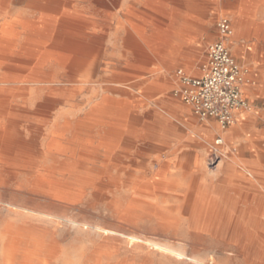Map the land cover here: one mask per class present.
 <instances>
[{
    "label": "rangeland",
    "instance_id": "1",
    "mask_svg": "<svg viewBox=\"0 0 264 264\" xmlns=\"http://www.w3.org/2000/svg\"><path fill=\"white\" fill-rule=\"evenodd\" d=\"M183 1L165 0L161 8L156 0L151 1L150 7H146L145 0H105L101 6L80 3L86 12L87 34L93 38L89 44L91 52L85 58L89 70L84 78V92L61 96L60 103L49 110H37L35 104L28 102L26 94H18L15 99H8L9 103L0 104V115L4 113L0 117V129H14L15 133L0 135L2 139L14 138L10 144L15 145L12 150L0 148V233L6 227V219L13 214L11 207L17 206L121 232L184 243L190 249L186 253L188 258L195 256L206 261L213 257L215 264H250L238 247L223 238L196 234L185 223L176 229L162 228L146 214L130 213L128 209L132 197L124 186L132 184L148 183L156 187L162 195L158 199L167 202H182L177 196L187 195L191 186L206 187L210 199L218 192L225 194L224 200L230 202L264 199V89L251 98L255 103L247 102L246 115L228 128L231 132L228 137L210 132L213 126L221 131L217 123H207L201 130L193 129L197 119L173 98L178 89L173 83L178 78L177 72L185 73L183 68L192 71L206 63V49L218 40L216 23L223 17H229L233 25L230 50L239 38L242 40L236 52L231 50L241 72H250L248 65L254 64L256 73L264 75V0L256 4L255 16L250 17L259 29L249 37H239L234 30L235 21L243 11L240 0H201L205 15L200 19L186 18L194 23L188 32L197 44L181 47L161 44L160 41H165L169 14L180 10ZM157 27L162 31L160 35H156ZM127 32L140 46L147 65L138 63L136 57L125 52L129 47L124 43ZM253 82L256 88L257 80ZM9 95L0 93V97ZM100 99L104 102L102 120L86 122L84 129L77 125L81 109ZM84 100H87L85 105ZM13 113L20 117L15 127L6 120ZM34 113L36 118L32 116ZM115 114L119 119L126 118L123 122L132 121V125L115 128L105 125L104 119ZM110 128L118 131L112 135L117 144L108 157L102 143L99 150L89 148L84 152L80 145L70 142L73 136H79L98 143ZM54 133L63 137L58 139ZM219 138L222 144L217 147L215 141ZM118 139H124L123 143L129 147L120 145ZM55 146L59 148L58 154ZM214 148L219 151L217 160H213ZM55 154L62 161L71 158V165L81 162L91 169L104 171L105 175L95 176L94 181L111 185L106 200H94L89 191L70 202L47 196V188L31 172L53 167L50 157ZM221 186L244 189H217ZM112 244L119 249L112 262L182 264L160 256L148 258L140 249L127 252L121 241ZM80 246L69 241L61 249L64 256L68 255L72 263L78 264ZM91 250L89 247L88 252Z\"/></svg>",
    "mask_w": 264,
    "mask_h": 264
},
{
    "label": "bare ground",
    "instance_id": "2",
    "mask_svg": "<svg viewBox=\"0 0 264 264\" xmlns=\"http://www.w3.org/2000/svg\"><path fill=\"white\" fill-rule=\"evenodd\" d=\"M151 1L145 0L146 7L152 5ZM156 1L159 8L164 7L165 0ZM200 1L184 0L179 4L180 10H184L189 18L200 19L206 9ZM240 1L243 11L240 19L235 21L234 30L239 37H249L259 29L250 17L255 16L254 8L261 0ZM80 3L101 6L106 2L0 0V93L10 94L0 97V104L9 103L18 94H26L28 102L35 104L37 110H49L60 103L61 96L84 92V78L89 70L85 58L91 52L89 44L93 38L87 34L86 12L79 6ZM173 21L180 22L178 19ZM155 29L156 35H160L162 31L158 27ZM233 32L232 25V35ZM124 43L129 46L125 52L136 57L138 63L148 64L129 32L124 37ZM231 50L236 52L237 47L233 45ZM242 90L245 94L244 84ZM83 103L85 105L87 100ZM103 104V99H100L93 102L92 107L86 105L81 109L77 125L83 127L86 122L100 120ZM11 115L6 120L15 127L20 118L16 113ZM14 134V129H0V135ZM53 136L58 139L63 137L56 133ZM13 139L0 138V142L5 141L0 148H15L10 144ZM70 142L74 146L80 145L84 152L89 148L99 150L102 147L100 142L93 143L79 136H73ZM54 150H57L56 154L60 152L57 146ZM72 152L75 153V150ZM56 154L50 157L53 167L31 172L47 188V196L70 202L89 191L96 201L107 197L111 185L94 181L95 176L105 175L104 171L91 169L81 162L71 165V158L62 161ZM124 188L132 197L128 207L130 213L142 212L162 228L176 229L185 223L196 234L220 237L233 243L250 264H264V199L248 203L230 202L224 200L227 196L222 192L210 199L206 187L191 186L187 195L177 196L182 202H167L159 200L162 195L148 183ZM245 205L249 208L242 209ZM11 208L14 209L11 211L13 214L6 219V227L0 233V264H74L61 249L69 241L81 245L78 264H119L111 261L119 251L112 244L117 241L125 244L127 252L140 249L146 252L148 258L160 256L182 264L186 261L190 264H215L216 261L213 257L206 261L195 256L188 258L186 253L190 249L184 243L141 236L130 231L121 232L104 225L82 223L28 208ZM109 242L114 246H109ZM89 247L92 250L88 252Z\"/></svg>",
    "mask_w": 264,
    "mask_h": 264
},
{
    "label": "built area",
    "instance_id": "3",
    "mask_svg": "<svg viewBox=\"0 0 264 264\" xmlns=\"http://www.w3.org/2000/svg\"><path fill=\"white\" fill-rule=\"evenodd\" d=\"M217 31L219 39L207 47L202 76L188 77L179 70L181 86L174 95L198 120H213L224 130L236 124L238 115L247 111L248 104L242 91L243 73L228 47L232 35L229 19L221 18ZM221 144V138L215 141V146ZM212 152L213 160H217L219 151L214 148Z\"/></svg>",
    "mask_w": 264,
    "mask_h": 264
},
{
    "label": "crops",
    "instance_id": "4",
    "mask_svg": "<svg viewBox=\"0 0 264 264\" xmlns=\"http://www.w3.org/2000/svg\"><path fill=\"white\" fill-rule=\"evenodd\" d=\"M169 15H171L170 16V21H169V24L166 26V31L168 33L166 32L165 41H160L161 44H163L165 42L166 46H171V47H181V46H184V45H193L194 46L195 44H197L195 38L194 37H191L190 34H189V32H188V30L189 31L191 30V28L193 27V24L194 23H193V21L190 22V21H187L186 20L187 15L185 14V12H181L180 10H177L175 12H172ZM175 19H178L180 22L179 23L178 22L177 23H174L173 20H175ZM216 28H217V23H216ZM218 39H219V35H218ZM241 41H242L241 38H239L235 42V45H236L237 48L241 45V43H242ZM228 46H229V41H228ZM229 50H230V48H229ZM230 52H231V50H230ZM248 68H249V71L250 72L243 73V79L245 80V82H243V84L246 87L245 94L243 93V95H244V98L246 99L247 102L253 104L255 102H253L251 100V98L254 95H257L258 93H260V91L264 89V85H263L264 84V75H262L261 73L260 74L256 73L257 66L254 65V64L248 65ZM183 70L185 71L184 74L186 76H188V77L199 78V77L202 76V67L201 68H195L192 71H189L187 68H183ZM254 79L257 80V83H258V85H257L256 88H255L256 85L253 82ZM173 83L178 88L181 86L180 80L178 78L175 79L173 81ZM173 98L177 101V105L179 107L184 108V110H187V109L190 110L191 115L194 116L193 113H192V111H191V109L188 106L184 105L182 102H180L177 99L178 97H176L175 95H173ZM243 112H241L238 115L236 123H238L240 120H242L244 118V116L246 115V111H245V113H243ZM3 115L4 114L0 115V117L3 116ZM35 115H37V114L34 113V117L36 118ZM241 115H242V117H241ZM9 116H12V115H9ZM17 116L19 117V115H17ZM124 119H126V118H124ZM124 119H122V118L119 119L118 118V115L115 114V117L105 118L104 121L106 122L105 125L107 124L108 126H111V127H114V128L116 126L126 127V126L132 125V121L131 122L130 121L123 122ZM101 120L102 119H100V121ZM112 121H115L116 123H112ZM197 121H198V123H193L194 124L193 125V129H195V130H201L202 127H203V125H205L207 123H210V122L216 123L213 120L200 121V120L197 119ZM84 127H83V129H84ZM117 131L118 130H116V129L110 128V130L107 132V134L105 135V137L104 136L102 137V135L100 136L103 139H99V142L105 145L104 146V150H105V152H107L106 153V157H108L109 156V153L116 147L117 142H116V139L114 137H112V135L114 134V132H117ZM210 132L212 134H220L223 137H228V136L231 135V132H230V130L228 128L227 129H224V130L221 129V131H220V130L217 129L216 126H213L211 128ZM83 134H85L84 133V130H83ZM187 140H190V139H187ZM117 141H118V143L120 145L123 144V146L129 147L127 143H125V144L123 143L124 142V139H121V140L118 139ZM229 180L230 179H226L225 181L228 182ZM217 189H226V190H230V189H232V190L238 189L239 190L240 189L241 190V189H244V188L241 187V186H234V187L221 186V188H217Z\"/></svg>",
    "mask_w": 264,
    "mask_h": 264
}]
</instances>
